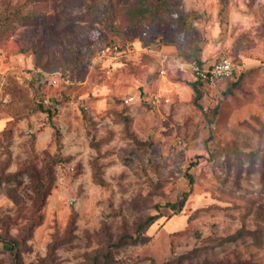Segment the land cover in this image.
I'll return each mask as SVG.
<instances>
[{
	"label": "rangeland",
	"instance_id": "1",
	"mask_svg": "<svg viewBox=\"0 0 264 264\" xmlns=\"http://www.w3.org/2000/svg\"><path fill=\"white\" fill-rule=\"evenodd\" d=\"M169 1L187 26L0 0V264H264V0ZM198 49L235 76L195 87Z\"/></svg>",
	"mask_w": 264,
	"mask_h": 264
},
{
	"label": "trees",
	"instance_id": "2",
	"mask_svg": "<svg viewBox=\"0 0 264 264\" xmlns=\"http://www.w3.org/2000/svg\"><path fill=\"white\" fill-rule=\"evenodd\" d=\"M151 2V1H150ZM127 0H91L90 4L86 8V15H90L92 19L96 22H101L102 24H105L109 27H111L114 31H117L119 28L114 24L115 19L118 12H122L123 17V23H127V28L132 27L133 25L137 23H142L145 21H149L150 23H154L157 19L158 13L156 9L153 8V5L155 7L164 10L168 14L176 15V17L180 20V22L187 26L189 24V21L186 17V14L179 13L177 9L174 7L173 3L169 0H154L153 2L149 3V0H139V5L136 9L126 7ZM11 18L13 21H19L24 19V14L21 13V9H17L12 11ZM26 19V18H25ZM120 26V24H119ZM200 50L198 49V52L195 51L193 53V56L189 57L187 54L185 57L187 59H194L197 64L199 65H205L200 60L199 56ZM232 60V59H231ZM233 62V60H232ZM234 64V62H233ZM194 86H202L205 87L204 84L197 80L195 78V84ZM58 153L55 155L53 159H50L45 164V178L41 181H38L35 189H36V195L39 202L36 204L37 212H40L41 208L46 202L47 197L49 196L51 192V188L53 185V169L54 167L59 164L62 161L61 153H60V145L58 147ZM189 177V184L193 183L192 176L188 175ZM187 193L184 194V200H187ZM166 206L170 207L171 209H175V204H167ZM154 219H156L155 216H150L146 220V224H151ZM41 223V217L38 216L33 220V224L30 226V229H34V227ZM245 231H239L233 235L227 236L223 238L222 240L225 242H231L239 237L244 233ZM249 234H253V232H249ZM0 242H4L5 240H0ZM18 246L16 244H13L11 247L14 251H16Z\"/></svg>",
	"mask_w": 264,
	"mask_h": 264
},
{
	"label": "built area",
	"instance_id": "3",
	"mask_svg": "<svg viewBox=\"0 0 264 264\" xmlns=\"http://www.w3.org/2000/svg\"><path fill=\"white\" fill-rule=\"evenodd\" d=\"M194 77L201 81L205 88L216 90L222 82L232 79L237 71L231 58L226 54L220 56L209 66L194 63L191 65ZM133 100L134 97H130ZM155 103V101H152Z\"/></svg>",
	"mask_w": 264,
	"mask_h": 264
},
{
	"label": "crops",
	"instance_id": "4",
	"mask_svg": "<svg viewBox=\"0 0 264 264\" xmlns=\"http://www.w3.org/2000/svg\"><path fill=\"white\" fill-rule=\"evenodd\" d=\"M211 65V64H210ZM209 66V65H208Z\"/></svg>",
	"mask_w": 264,
	"mask_h": 264
}]
</instances>
